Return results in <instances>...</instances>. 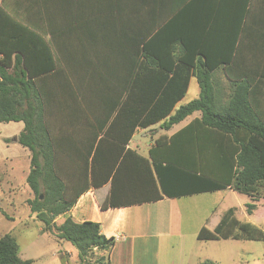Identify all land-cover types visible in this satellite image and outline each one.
I'll list each match as a JSON object with an SVG mask.
<instances>
[{
	"label": "crops",
	"instance_id": "crops-1",
	"mask_svg": "<svg viewBox=\"0 0 264 264\" xmlns=\"http://www.w3.org/2000/svg\"><path fill=\"white\" fill-rule=\"evenodd\" d=\"M6 1L7 9L38 34L35 42L43 49L41 60L47 59L43 56L46 51L43 44L46 43L52 49L59 74L66 79L65 99L53 105L49 118L58 141H63V145L58 147V154L62 156L87 155L91 142L104 156L113 142H121V122H112L116 110L106 119L113 104L119 96L125 98L127 87H136L137 91L138 77L149 85L153 76L163 73L143 64L150 59L141 52L144 44L149 43L156 49L158 44H166L171 35L188 38L196 30L204 28L210 30L202 39L208 58L215 60L223 55L221 59H227L226 51L222 53V49H218L226 43L217 31L228 27L227 14L233 10L229 0ZM248 9L246 22L251 34L244 36V48L238 58L245 61L241 74L246 76L250 74L248 62H256L253 98L264 110V32H260L264 29V0H249ZM254 31H258L255 36ZM196 44L201 43L198 41ZM173 46L174 52L169 49V53L159 56L170 61L175 56H182L180 44L172 43ZM199 56L190 58L196 60ZM42 62L49 63V60ZM233 71L229 69L228 72L226 67L214 70L220 87L227 89L228 78L233 76ZM144 83L139 87L148 86ZM199 91L192 73L186 93L176 106L196 97ZM199 117L200 112L196 111L167 132L160 129L158 123L146 128L134 126L123 144V165L112 168L103 183L100 182L105 168H97V184L88 183L67 212L76 222H97L101 233L114 237V244L107 253L110 264H180L174 262L171 252L166 251L170 248V241L184 236L194 238V242L201 240L197 238L200 228L205 226L212 230L230 207L234 208L239 220L260 227L257 215L264 206V199L248 213L244 209V200L230 186L213 191L166 195L153 168H135L131 162L129 150L148 157L149 149L158 136L164 133L169 136ZM6 124L10 125L11 131L1 136L0 142L3 154L0 157L3 164L0 168V222L5 221L0 235L13 233L17 228L15 223L23 214L32 215L27 203L32 192L25 183L30 151L16 141L23 123L9 121ZM107 129L110 133L104 134ZM92 154L93 151L90 152ZM86 182L82 179V186ZM106 202L108 205L102 208L101 204Z\"/></svg>",
	"mask_w": 264,
	"mask_h": 264
},
{
	"label": "trees",
	"instance_id": "trees-1",
	"mask_svg": "<svg viewBox=\"0 0 264 264\" xmlns=\"http://www.w3.org/2000/svg\"><path fill=\"white\" fill-rule=\"evenodd\" d=\"M229 1L233 10L227 14L228 27L217 31L226 43L218 49H222V53L226 51L227 59H221L223 55L215 60L208 58L202 39L210 30L204 28L188 38L171 35L166 44H158L156 49L149 43L144 44L141 52L150 59L143 64L162 71L163 75L153 76L149 85L138 77L137 91L136 87H127L125 98L119 96L113 104L106 119L115 109L112 122H121V142H113L104 156L99 154L93 142L89 144L87 155L62 156L58 154V147L63 141H58L49 118L53 105L65 99L66 79L59 74L51 47L43 44L46 50L43 56H47L44 60L49 63L42 62L43 49L35 42L38 34L18 20L7 9V1L2 0L0 122L23 123L16 141L30 151L29 171L25 178L33 194L27 200L30 212L43 224L44 231L53 232L75 248L79 264H89V258L95 252L101 253L95 264H110L107 253L114 244V237L101 233L97 222H76L67 212L88 183L97 184V168H105L100 182L103 183L112 168L123 165V144L134 126L146 128L158 123L159 128L167 132L174 124L199 111V118H194L178 131L169 136L165 133L158 136L148 157L129 150L135 168H153L166 195L213 191L230 186L244 200V209L248 213L264 199V110L255 103L252 89L256 62H248L250 74L246 76L241 74L245 61L238 58L244 48V36L251 34L246 22L249 0ZM257 32L252 34L255 36ZM198 41L201 44H196ZM176 42L180 44L182 56H175L171 61L162 59L159 54L165 55L169 49L174 52L172 43ZM193 55L202 58L191 59ZM220 67H226L228 72L234 70L233 76L228 78L226 90L219 86V80L214 76V70ZM192 73L200 91L196 97L176 106L186 93ZM143 83L148 86L139 87ZM61 111L65 110L61 108ZM109 133L110 129H107L104 134ZM82 179L87 180L84 186ZM107 205L106 202L101 207ZM59 217L62 218L57 223ZM197 238L264 240V230L254 223L239 220L234 208L230 207L212 230L202 226ZM32 262V259L20 256L19 245L11 232L0 235V264ZM197 264L215 263L204 259Z\"/></svg>",
	"mask_w": 264,
	"mask_h": 264
},
{
	"label": "rangeland",
	"instance_id": "rangeland-1",
	"mask_svg": "<svg viewBox=\"0 0 264 264\" xmlns=\"http://www.w3.org/2000/svg\"><path fill=\"white\" fill-rule=\"evenodd\" d=\"M10 131V125L0 122V142L1 136ZM2 155L0 148V157ZM2 167L3 164L0 162V168ZM257 217L260 219L258 221L260 227L264 230V206ZM60 220V217L57 218V223ZM4 222H0V233ZM15 224L17 228L12 234L19 245L22 258L32 259V264H79L75 248L57 238L53 232L44 231L43 224L33 214H23ZM170 243V248L166 251L171 252L174 262L180 264L186 261L188 264H195L197 263L195 260L198 259L200 261L209 259L215 264H264V240L218 239L194 242V238L184 236L173 238ZM99 254L101 253H93L89 258V264H95ZM163 255L164 257L167 255L165 248Z\"/></svg>",
	"mask_w": 264,
	"mask_h": 264
}]
</instances>
